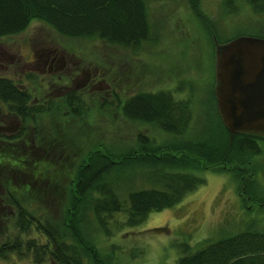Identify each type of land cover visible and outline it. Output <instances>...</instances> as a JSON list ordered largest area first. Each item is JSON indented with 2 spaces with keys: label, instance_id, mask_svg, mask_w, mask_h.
Wrapping results in <instances>:
<instances>
[{
  "label": "trees",
  "instance_id": "trees-1",
  "mask_svg": "<svg viewBox=\"0 0 264 264\" xmlns=\"http://www.w3.org/2000/svg\"><path fill=\"white\" fill-rule=\"evenodd\" d=\"M248 1L256 8L264 5V0ZM189 2L197 15V0ZM33 20L63 37H95L131 50L149 39L145 0H0V37L21 32ZM211 37L214 41V32ZM19 84L0 77V101L35 129L24 151L15 146L23 147V127L10 136L9 147L0 146V174L5 177L0 213L6 209L5 220L10 222L9 233L0 235V257L15 254L32 264H105L95 241L111 233L113 214L123 212L120 222L137 225L149 212L173 206L203 184L198 173L207 169L230 171L241 182L244 196L264 208L258 184L244 173L251 155L260 151L256 139L261 138L230 135L216 114L211 88L213 113L204 116L203 123L168 91L142 90L123 101L116 96L125 118L156 126L168 137L155 142L138 132L133 143L97 141L73 156L62 141H42L37 120L54 110L53 105L43 108L31 101L29 89ZM75 99L67 96L66 112L80 115V105L68 102ZM23 175L25 181H20ZM136 180L144 184L135 187ZM179 246L181 254L172 264H264V230L250 225L194 248Z\"/></svg>",
  "mask_w": 264,
  "mask_h": 264
},
{
  "label": "rangeland",
  "instance_id": "rangeland-1",
  "mask_svg": "<svg viewBox=\"0 0 264 264\" xmlns=\"http://www.w3.org/2000/svg\"><path fill=\"white\" fill-rule=\"evenodd\" d=\"M145 3L149 39L137 50L107 45L95 37H63L38 20L17 34L0 37V76L26 86L31 101H38L41 107L53 105L54 110L41 114L37 120L42 141H62L76 156L97 141L119 142L120 146L133 143L138 132L155 142L167 138L156 126L128 120L122 114L116 96L123 101L142 90L168 91L173 99L186 103L192 116L203 123L204 116L213 113L212 32L217 43L235 35L264 38V5H256L259 9L248 0H197V15L189 0ZM42 49L64 53L69 66L55 71L33 67L35 61L31 60ZM70 95L76 99L68 102L80 105V115L66 112V98ZM0 107V123L13 126L14 117L2 103ZM31 126V122H20L23 147L15 145L19 149H25L29 136L33 138L31 131L35 128ZM10 141L0 140V146L9 147ZM256 142L260 151L251 155L244 173L251 175L264 195V138ZM198 174L204 178L203 184L173 206L149 212L137 225L127 227L120 222L123 212L113 214L108 222L111 233L98 236L95 241L104 263L172 264L181 254V243L193 247L205 239L235 234L247 225L264 230V208L246 200L241 182L230 171L207 169ZM0 176L1 193L5 177ZM20 181H25V175ZM13 184L17 185V180ZM142 184L136 180L133 186ZM120 195L124 197V190ZM123 204L126 207V201ZM7 216L8 211L1 210L0 235L9 233ZM0 264L32 263L8 254L0 257Z\"/></svg>",
  "mask_w": 264,
  "mask_h": 264
},
{
  "label": "water",
  "instance_id": "water-1",
  "mask_svg": "<svg viewBox=\"0 0 264 264\" xmlns=\"http://www.w3.org/2000/svg\"><path fill=\"white\" fill-rule=\"evenodd\" d=\"M212 93L230 135L264 138V38L239 35L214 42Z\"/></svg>",
  "mask_w": 264,
  "mask_h": 264
},
{
  "label": "flooded vegetation",
  "instance_id": "flooded-vegetation-1",
  "mask_svg": "<svg viewBox=\"0 0 264 264\" xmlns=\"http://www.w3.org/2000/svg\"><path fill=\"white\" fill-rule=\"evenodd\" d=\"M63 54L64 53H60V52L59 53L58 52L55 53L53 51L44 52L43 49L39 50V52H37L34 55L33 60H31V61H35L34 65H32V66L33 67H40V68L45 67L49 71L50 70L51 71L61 70V69L65 68V67L67 68V66H69V60H68V62H66L64 60V55ZM31 61H28L27 63H29ZM57 76L60 77V78L62 77L59 74ZM0 77H4V78H7V79L11 80L10 78L5 77V76H0ZM19 86L23 87L24 89H27V87L24 86L23 84H19ZM211 90H212V84H211ZM0 103H2V102L0 101ZM3 105L6 108L5 104H3ZM0 109H1V107H0ZM9 115H11V114L9 113ZM3 117H5V113L3 114ZM13 117L16 120V122L13 124V126L0 123V140L1 141L9 142L10 139H8V138H10V136L16 135L20 131V122L21 121H20V119L17 116L14 115ZM4 130L8 131L9 133L7 132L8 134H5L6 132H4ZM246 200H248L247 197H246Z\"/></svg>",
  "mask_w": 264,
  "mask_h": 264
}]
</instances>
